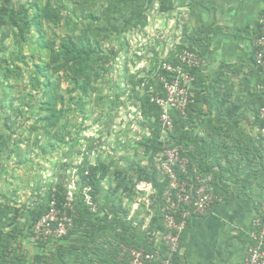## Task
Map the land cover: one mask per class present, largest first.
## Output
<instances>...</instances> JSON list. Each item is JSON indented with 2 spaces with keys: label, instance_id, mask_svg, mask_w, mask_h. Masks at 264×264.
<instances>
[{
  "label": "rangeland",
  "instance_id": "1",
  "mask_svg": "<svg viewBox=\"0 0 264 264\" xmlns=\"http://www.w3.org/2000/svg\"><path fill=\"white\" fill-rule=\"evenodd\" d=\"M0 2V240L11 239L22 264L39 256L54 264L59 247L107 250L110 234L41 248L30 226L54 192L73 199L83 191V171L97 163L109 167L100 196L106 208L116 209L122 196L129 220L145 222L149 211L154 217L169 183L158 159L169 132L162 128L156 139L158 125L145 117L143 102L157 97L164 64L182 51L169 17L177 5Z\"/></svg>",
  "mask_w": 264,
  "mask_h": 264
},
{
  "label": "crops",
  "instance_id": "2",
  "mask_svg": "<svg viewBox=\"0 0 264 264\" xmlns=\"http://www.w3.org/2000/svg\"><path fill=\"white\" fill-rule=\"evenodd\" d=\"M173 2L171 26L182 48H191L202 61L194 85L199 100L186 128L202 139L188 141V149L199 159L212 145L228 150V156L218 153L227 167L224 183L216 186L224 202L190 219L178 261L240 264L264 200V140L256 119L263 74L253 57L264 0Z\"/></svg>",
  "mask_w": 264,
  "mask_h": 264
},
{
  "label": "built area",
  "instance_id": "3",
  "mask_svg": "<svg viewBox=\"0 0 264 264\" xmlns=\"http://www.w3.org/2000/svg\"><path fill=\"white\" fill-rule=\"evenodd\" d=\"M254 65L263 74L264 81V15L259 21V30L253 41ZM177 64H164V71L170 74L160 75L161 83L165 90V96H159L155 101L161 109L159 122L162 128L171 132L174 128L172 110L186 115V110L195 97V76L192 69H200L202 61L200 55L190 48H184L175 55ZM264 89V83L260 87ZM259 119L263 126L259 133L264 137V105L259 109ZM158 157L162 169L169 179L164 188V195L153 212L143 224V230L149 229L154 218L152 237L149 241V249L134 246L123 247L120 261L123 264H181L178 256L182 246V236L188 227L190 219L197 216H205L224 202L220 193L216 192L212 175L188 176L190 161L186 155L187 149L183 145L171 143L170 135ZM179 174L187 176L180 179ZM84 200L90 211L98 212V205L91 195V189L85 187L82 191ZM70 199L63 210L58 207L56 199L49 203V209L32 227V241L38 245L42 243H55L67 237L74 228V211ZM137 208H134L133 214ZM132 214V215H133ZM153 218V219H152ZM136 224V222H135ZM240 264H264V200L261 202L259 214L252 220L249 241L246 244L243 258Z\"/></svg>",
  "mask_w": 264,
  "mask_h": 264
},
{
  "label": "trees",
  "instance_id": "4",
  "mask_svg": "<svg viewBox=\"0 0 264 264\" xmlns=\"http://www.w3.org/2000/svg\"><path fill=\"white\" fill-rule=\"evenodd\" d=\"M160 9L161 12H167L169 10V8L164 5V3H161ZM5 13L6 8L0 7V24L4 22L3 16ZM183 49L184 48H182V50ZM167 62L172 63L174 65L178 63L175 59V55H170ZM199 70L200 69L191 70V73L195 76V78ZM163 74L167 75L168 77L170 76V74L166 71H163ZM263 83L264 81H262L261 85H263ZM195 84L196 80L194 82V85ZM158 88V95L164 97L165 90L163 85ZM260 90L262 102L257 108L256 114L259 129L263 126L262 122L259 119V109L261 106L264 105V89ZM152 99V96L145 97L143 102V113L146 118H148L149 120H153L156 126L158 125V137H156L157 139L159 138L160 132L162 131V127L159 122L161 109L155 101H152ZM198 100V93L196 92L193 102L187 107L186 115L175 111L171 113L174 119V128L171 132H169V135L171 143L175 145H183V147L187 149L186 155L190 161V164L188 166V176L195 177L196 175H212L213 184L215 186L216 192L219 193L218 188L216 186L218 184L224 183L222 179L226 175L225 169L227 167L224 166L222 160L224 156H228V150L218 147L217 145H212V147H210L209 149H204V151L201 150V155H203V157L201 156V158L199 159L198 156L200 155L188 149V141L197 142L202 139L198 135H194L193 132H191L190 130L188 131L186 129L187 126L190 125V117L194 112H196L195 106ZM178 136L181 137V140ZM260 137L263 141L264 137H262L261 135ZM173 139L175 141H173ZM221 152L222 155L224 154V156L220 157L218 153ZM108 174L109 167L103 163L91 165L88 167L87 170L83 171V188L88 187L91 189V195L93 196L94 201L98 205V212L93 213L92 211H90L88 205L84 200V195L82 191L79 192L77 195H74L72 200L74 211H69V214L73 215L74 218V228L70 231L67 237L60 241H63L70 237H84L85 239L93 238V240L96 241L95 238L98 235H101L102 237L104 235V238H106L105 236L107 234H110L111 236H107V238L113 239L112 245H109L107 247V250L103 248L101 250L99 249V246L95 245L91 247L88 246L85 251H80L77 248L70 249L69 247H59L55 252L56 259L54 264H123L120 261V255L124 246H134L137 248L149 249V241L152 237L154 223L156 222L157 218H154L152 220L149 229L143 230L144 221L135 224V221L133 219L129 220L131 209L129 206H124V197L122 196L116 203V209H112L110 207L106 208V206L101 203L100 196L102 193V182L107 178ZM179 176L180 179L187 177L182 176L181 174H179ZM53 197L56 199L58 207L61 210H63L64 205L70 200V198H68L66 194H62L58 191L54 192L50 196L46 206L43 207V209H38L36 216L34 217L31 223V229L33 225L44 214L47 213L49 209V203L53 199ZM259 209L260 206L258 208L257 214H259ZM30 232L32 236V231ZM50 244L40 242L38 244V247L42 248ZM21 260L22 259L20 253L16 251V248H13V243L11 239L0 240V264H22ZM33 264H43L42 257H36Z\"/></svg>",
  "mask_w": 264,
  "mask_h": 264
}]
</instances>
